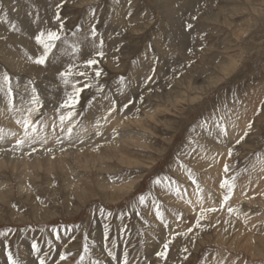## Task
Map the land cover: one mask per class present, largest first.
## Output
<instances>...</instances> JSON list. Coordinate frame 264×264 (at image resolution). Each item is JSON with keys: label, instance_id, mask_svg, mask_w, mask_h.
Here are the masks:
<instances>
[{"label": "rangeland", "instance_id": "1", "mask_svg": "<svg viewBox=\"0 0 264 264\" xmlns=\"http://www.w3.org/2000/svg\"><path fill=\"white\" fill-rule=\"evenodd\" d=\"M11 124L0 264H264V0H0Z\"/></svg>", "mask_w": 264, "mask_h": 264}, {"label": "snow or ice", "instance_id": "2", "mask_svg": "<svg viewBox=\"0 0 264 264\" xmlns=\"http://www.w3.org/2000/svg\"><path fill=\"white\" fill-rule=\"evenodd\" d=\"M188 27H191V25H188ZM37 43L41 44L44 48V55L41 56L39 59H36L34 61V63L36 64H44L46 59H47V56H48V53L51 51L52 47H53V44L51 43L52 41H55L57 39H59V36L54 33V32H49L47 34V39L45 40V37H44V34L41 33L40 36H38L37 38ZM95 61L93 60H89L88 61V64L91 65V64H94ZM63 75V74H62ZM97 75H99V72L97 73ZM5 79H7V77H5ZM79 89L76 90L75 92V95L78 97L79 96ZM70 101H72V97L69 98ZM67 106V105H66ZM73 115V113H69V116ZM65 119V117H61V121H63ZM25 127H27V125H25ZM22 143V141H21ZM239 143V141H238ZM232 152L231 150H229V156H231ZM225 171H227V166L225 167ZM158 183V181H157ZM222 187H227L228 188V191L229 193L231 192V189H232V184L229 182V181H225L224 184H222ZM229 197L228 196H225V200H227ZM141 202H143V197H141ZM208 211H214V209H208ZM233 211L232 209H229V212ZM159 215V214H158ZM165 249H167L168 245L165 244L164 245ZM33 248L35 249L36 246L33 245ZM166 253L165 252H161L160 255L161 256H164ZM10 261H11V257H9ZM61 259H64V257H61ZM12 264H14V262H12ZM41 264H43V261L41 262ZM126 264V262H125Z\"/></svg>", "mask_w": 264, "mask_h": 264}, {"label": "bare ground", "instance_id": "3", "mask_svg": "<svg viewBox=\"0 0 264 264\" xmlns=\"http://www.w3.org/2000/svg\"><path fill=\"white\" fill-rule=\"evenodd\" d=\"M2 109V108H1ZM5 112H7V111H5ZM11 130H10V132H8V135L6 136L7 137V139H4V141H3V139L1 140V138L3 137V136H0V141H1V143H0V147L2 148V147H11L12 146V144H14L13 143V140L15 139V137H16V135H18V134H21V129L20 128H17V126H15L14 124H11ZM52 130V129H51ZM4 131V130H3ZM2 130H1V132H3ZM6 132V131H5ZM27 132V131H26ZM0 134H2V133H0ZM50 134V133H49ZM60 134V133H59ZM3 135H4V133H3ZM23 135V134H22ZM32 135V134H31ZM10 137H12V138H10ZM18 138V137H17ZM21 138V137H20ZM53 138V137H52ZM34 139V138H33ZM23 140V139H22ZM58 147V146H57ZM3 149V148H2ZM28 149V148H27ZM57 149V148H56ZM16 150V149H15ZM53 149H51V151H52ZM20 152H22L21 150H20ZM45 152V151H44ZM52 152H54V151H52ZM51 152V153H52ZM55 153V152H54ZM25 154V153H24ZM32 154V153H31ZM30 154V155H31ZM5 155V154H4ZM25 157H27V156H25ZM55 157V156H54ZM76 157V156H75ZM97 157V156H96ZM28 158H30V157H28ZM31 159V158H30ZM53 159V158H52ZM6 160V159H5ZM33 159H31V161H32ZM102 160V159H101ZM15 162V164H14V162ZM17 161H19V159H16V160H14V159H12L11 158V164L12 165H9L8 164V166H15L16 165V163H17ZM31 161H28V160H21V165L20 166H22V172L24 173V172H26L27 171V168H30V165L32 164L31 163ZM36 161V160H35ZM56 161H58V159L56 160ZM96 161V160H95ZM20 162V161H19ZM34 164V163H33ZM57 164V163H56ZM58 165V164H57ZM94 165V164H93ZM60 166V165H59ZM92 166V165H91ZM95 166V165H94ZM4 167V163L2 162V161H0V169H2ZM12 169V168H11ZM26 170V171H25ZM17 172V171H16ZM28 178V177H27ZM212 178V177H211ZM30 181V180H29ZM25 187V186H24ZM206 195V194H205ZM207 196V195H206ZM212 196H214V195H212ZM208 197V196H207ZM197 201H196V204H198V205H202V204H204V202H205V200L206 199H204L203 197H202V195L201 194H198V196H197V199H196ZM184 201V200H183ZM195 201V200H194ZM215 201V200H214ZM193 202V201H192ZM210 203H211V201H209ZM213 203V202H212ZM193 207V206H192ZM213 207V206H212Z\"/></svg>", "mask_w": 264, "mask_h": 264}]
</instances>
